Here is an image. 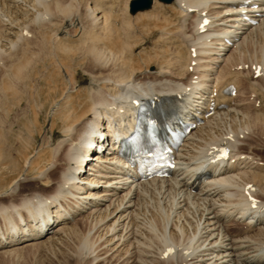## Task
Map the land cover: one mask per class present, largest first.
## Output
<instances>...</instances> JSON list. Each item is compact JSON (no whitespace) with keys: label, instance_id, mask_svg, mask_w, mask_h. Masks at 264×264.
<instances>
[{"label":"bare ground","instance_id":"obj_1","mask_svg":"<svg viewBox=\"0 0 264 264\" xmlns=\"http://www.w3.org/2000/svg\"><path fill=\"white\" fill-rule=\"evenodd\" d=\"M121 1L0 0V43L18 48L28 31L48 27L62 57L56 58L57 74L76 61L92 67L85 65L81 74L85 86L64 90L63 100L57 99L56 78L52 82L55 113L48 129L63 133L50 160L34 161V150V156L22 152L12 159L0 145V188L10 198L0 204V254L78 235L75 223L69 226L78 218L88 231L76 252L87 264H100L101 256L110 264H264V158L252 152L260 145L247 141L252 128L264 127V86L245 71L248 64L264 66V0H175L169 7L154 0L131 17L133 26L125 17L129 0L123 12ZM204 19L201 33L197 26ZM80 43L85 48H71ZM29 62L25 52L11 63L13 77L23 75ZM229 86L232 95L224 92ZM244 86L255 93L252 101L240 97ZM197 101L199 120L191 112ZM146 104L158 106L162 118L170 112L163 120L172 130L178 129L175 117L196 123L168 179L140 180L111 148L101 151L102 138L116 125L118 138L127 137ZM216 116L219 124L209 127ZM223 147L231 149L228 158L214 161ZM27 163L39 187L17 197ZM245 185L251 202L238 190ZM144 198L156 202L154 212L146 213ZM48 220L46 232L37 233Z\"/></svg>","mask_w":264,"mask_h":264},{"label":"rangeland","instance_id":"obj_2","mask_svg":"<svg viewBox=\"0 0 264 264\" xmlns=\"http://www.w3.org/2000/svg\"><path fill=\"white\" fill-rule=\"evenodd\" d=\"M125 1L127 2V0L121 1L120 9L122 7H124V4L126 3ZM158 3H160V2H158ZM161 4H163V3H161ZM163 5H164V7H169L167 5H170V4H163ZM155 9L157 10V9H159V7L155 8ZM161 9H163V8H161ZM122 12H123V10H122ZM132 16L133 15H130L128 13V7H126L125 17L127 19H129L128 20L129 23H132V24H130V26H133L135 24V20L133 18H131ZM141 19H142V21L140 20L137 22L140 23V22L146 21V20H144L145 16H143V18H141ZM36 28H33L30 31H28L27 36H25V38L23 39L24 41L22 40L19 44L22 46V47L19 46L20 49H19V47L13 48V47H10L9 45L0 43V47L2 46L0 49H2V52L4 55L1 60L2 61L5 60L3 62L0 60V86L3 87V88L0 87V121H1L0 122V138L2 139V141L6 142L3 144L1 142V139H0V142L2 143V144L0 143V145L3 146V149L2 148L1 149L3 151L5 150L4 152L6 153L7 156L11 155L10 157L11 158L13 157L12 159H16V158L20 157L19 154H21L22 152H29V154L32 155L33 154L32 151L34 150L35 151L34 153L36 155L33 154V156L35 155L36 157L31 156L34 159H36L34 161H39V160L44 161V159L45 160L51 159V157H52L51 155H53L55 150H56L55 142H57V140L60 139L59 137L62 136V135H60V132H59V131H61L60 129L57 130V133L51 134V135H50V132L48 129L50 119L52 118V116H54V114L52 113L54 111V108H53L54 105H52V100H51L52 96L54 94V91H52L53 85H54V83H52L53 80L55 78L57 80V86L59 88L57 90L59 92L58 93L59 96L57 97V99H58L60 96L64 95L62 93L66 89H69L72 87H81V86L83 87V86H85V82L83 81L81 74H82L83 70H85V68L87 71H91L90 69H92V67L90 64H87L85 62V60L80 59L79 57H76V58H79V59H77L79 61L83 60L85 62V65H87V66L85 67V65H81L83 63L82 61H81L82 63H79V64H77V61H76V65L77 66L80 65L79 67H77V66L74 67L75 64L73 62L72 64H68V65H70L71 68L69 66H67V67L65 66L67 69H69V71L66 68H63L65 70L62 71L63 69L60 66V69H61L59 71L60 74H57L58 68H59V62L57 60L61 59L62 57L58 58L59 56L57 55V46H56L57 41L55 40L56 36H55V34L53 35V31L51 30V28L43 27L41 29L38 26H36ZM47 32H48V34H47ZM70 33H72V32L70 31ZM63 43L68 44L67 42H63ZM82 44L85 45V43H82ZM82 44L80 43L79 45H76L77 47L72 46L71 48H74V49L81 48L79 46L80 45L82 46ZM86 44L88 47V43H86ZM23 48H24V50H22ZM82 48H85V47L82 46ZM4 50H6L7 52ZM21 50H22V52H21ZM17 51H18L19 55H18V53H16ZM25 52H26V57L30 58V62L28 63L27 68H26L27 70L24 71V74L22 72L21 74H23V75L20 74L21 75L20 77L16 76V75H15V77H13L14 76L13 66L14 65L12 66L11 63L16 62V60H18V59H21V55L25 54ZM10 54L11 55L14 54L13 55L14 58ZM62 54L64 55L65 53H62ZM18 56H19V58H18ZM3 58H5V59H3ZM56 58H58V59H56ZM56 62L58 63L57 64L58 66L56 65ZM71 65H73V67ZM9 67H11V68H9ZM239 67L241 68V65H239L237 68H239ZM79 68L82 70H80ZM74 69H76V70H74ZM78 70H79V74H78ZM65 71H68V75H70L69 73H71V75L69 76V77L72 76L70 78L71 81L67 80L68 76H66L67 72H65ZM64 72H65V74H64ZM248 72H249V70L246 71V74L247 75L250 74L248 76H250L252 78L251 73L250 72L248 73ZM11 73H13V75H12L13 78L11 77ZM64 76L66 77V79ZM16 77H18L19 79H17ZM14 78H16V79H14ZM62 78H63V80H61ZM7 81L8 82L10 81V82L8 83ZM62 81H63L64 85L62 84ZM6 83L8 86H10L9 84L11 83V86H13V88L11 89L10 88L11 86L8 88ZM65 83H66V85H65ZM257 84L260 86L261 85L264 86V80L257 81ZM64 86H66V87L69 86V87L65 88ZM63 88H65V89H63ZM243 88H245V91H243V94H241L242 96H240V97L247 98L249 96V98H250L249 100L252 101L256 97L255 93L254 94L251 93L249 95L248 89L246 90L245 86ZM62 89H63V91H61ZM15 94H16V96H15ZM62 97H60L59 100H63ZM251 98H253V99H251ZM59 100H57V101H59ZM257 105H258V101L256 102L255 106H257ZM58 109L59 108L57 107V112H58ZM54 113H55V111H54ZM216 118H220V117L216 116L214 118V120H211L208 124L209 127H211L210 125L212 123L216 124V125L219 124V122L216 123V121H215ZM225 131H223V133H226ZM251 132H249L250 137L248 136L247 141L252 143V144L257 143L260 145V146H258L259 148L257 147L256 149H253L252 152L254 155H258V157L264 158V136H263L264 135V127H263V129L262 128L261 129L252 128ZM62 133L63 132L61 131V134ZM218 138H217L216 142H219ZM240 139H241V137H240ZM38 146H41V147H38ZM53 146H54V148H53ZM242 147L244 149L247 148V146L244 144L242 145ZM7 148H8V150H7ZM37 148L40 150H38ZM52 148H53V151L51 152ZM228 149L230 150V148H228ZM62 151L59 154H61ZM59 157L60 156L57 157V155H56V158L52 159L51 164L56 163L57 159ZM26 166H27L25 168L26 172L24 175H22L20 181L17 184V188H15V190H14V194L17 197L22 196L24 194H27L31 189H36L39 187V186H37V181L39 178L35 179V176H34L35 173L33 172V170H29V172L31 173V174H29L28 163ZM34 171L36 172V170H34ZM26 174H27V176H25ZM31 175L34 177H32ZM31 177L33 179H31ZM39 177L43 178L44 176H39ZM6 190H7L6 187H5V190H4V188H0V191L3 193V194L0 193V196L2 197V198L0 197V204H6L10 200V198L7 197V192H5ZM147 198L148 199L150 198L151 201L153 200L149 196H147ZM145 199L146 198H144L143 201ZM148 199H146V201H144V204H142V205H143L144 210L146 209L145 210L146 213H147V211H148V213L149 212L152 213V212H154V210L152 211V209H155V208L157 209V204H156V202L150 203L151 201L149 202ZM147 200H148V202H147ZM145 202H147V203H145ZM146 205H147V207H146ZM148 206L150 207L149 210H151V211L148 210V208H149ZM151 207H152V209H151ZM153 207H155V208H153ZM74 223L76 225L78 235H71L68 237L65 236V238L61 236L60 237L61 240L59 239L60 241L57 242L56 244L54 242L53 243L50 242V243L35 246V247L24 248L23 250L16 251L15 253L0 254V264H78V263L79 264H87V263H89V262L84 263L83 261H81V262H83V263H81L80 262L81 258L79 257L78 252H76L77 248L79 247L81 237H83V235L86 234V230L88 231V228H87L88 226L85 222L80 221L78 218L73 220L69 224V226L73 225ZM62 238H63V240H62ZM58 243H61V244H58ZM97 251H99L97 253L100 254V250L98 249ZM101 253H102V251H101ZM100 258H102L101 260L99 259L100 264H110L111 263V262L107 261V258H106V260L103 259L104 256L103 257L101 256ZM112 262L115 263V260ZM96 263L97 262H95V264ZM118 263H120V262L118 261Z\"/></svg>","mask_w":264,"mask_h":264},{"label":"water","instance_id":"obj_3","mask_svg":"<svg viewBox=\"0 0 264 264\" xmlns=\"http://www.w3.org/2000/svg\"><path fill=\"white\" fill-rule=\"evenodd\" d=\"M162 3H171L173 0H157ZM153 0H132L129 4V13L135 14L138 11L147 10L151 7Z\"/></svg>","mask_w":264,"mask_h":264}]
</instances>
